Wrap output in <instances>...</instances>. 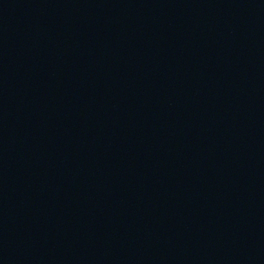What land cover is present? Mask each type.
Wrapping results in <instances>:
<instances>
[{
    "label": "water",
    "instance_id": "obj_1",
    "mask_svg": "<svg viewBox=\"0 0 264 264\" xmlns=\"http://www.w3.org/2000/svg\"><path fill=\"white\" fill-rule=\"evenodd\" d=\"M200 264H264V0H141Z\"/></svg>",
    "mask_w": 264,
    "mask_h": 264
}]
</instances>
